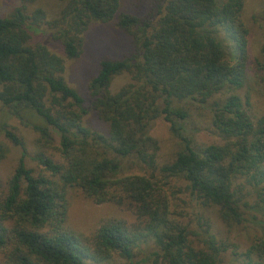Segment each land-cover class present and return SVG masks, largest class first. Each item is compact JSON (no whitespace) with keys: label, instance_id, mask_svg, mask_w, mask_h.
Instances as JSON below:
<instances>
[{"label":"trees","instance_id":"trees-1","mask_svg":"<svg viewBox=\"0 0 264 264\" xmlns=\"http://www.w3.org/2000/svg\"><path fill=\"white\" fill-rule=\"evenodd\" d=\"M34 1L0 12V104L56 152L28 153L0 120V158L2 137L19 147L0 189V264H85L87 257L116 264L114 254L121 264H264V110L249 109L244 0H149L142 14L118 11L120 0H62L49 16L30 8ZM113 16L132 50L100 59L84 103L63 78L64 59L81 52L89 21ZM259 48L254 68L264 82V38ZM122 72L128 80L110 90ZM193 104L209 112L221 142L194 143L186 122ZM27 109L42 122H30ZM90 109L107 130L84 123ZM158 117L179 141L161 163L150 133ZM72 186L97 203L125 206L133 219L108 216L84 240L64 224ZM192 202L214 207L226 233L238 225L256 233L241 247Z\"/></svg>","mask_w":264,"mask_h":264},{"label":"rangeland","instance_id":"rangeland-1","mask_svg":"<svg viewBox=\"0 0 264 264\" xmlns=\"http://www.w3.org/2000/svg\"><path fill=\"white\" fill-rule=\"evenodd\" d=\"M148 2L149 0H120L118 11L142 14L148 8ZM18 3L19 0H0V12H5ZM61 3L62 0H35L29 6L30 8L41 6L47 16H49L48 14L52 15ZM240 18L247 29V49L249 57L247 65L248 81L245 86L249 94V109L258 114L264 110V82L260 80L255 71L254 61L255 58H261L259 46L264 38V0H244ZM46 43L57 53H63L55 40H48ZM80 50L81 52L78 56L64 59L65 67L63 78L68 85L76 89L83 96L84 103H87L86 83L97 72L100 59L129 53L132 50L131 37L128 32L115 24V16L106 21L91 20L82 31ZM128 77L129 74L126 72L113 76L109 83V89L115 90L126 82ZM184 106L186 107V105ZM188 109L190 116L186 122L187 126L195 130H192L194 132L191 135L194 143L202 146L208 143L221 142V138L211 129L209 112L194 104L189 105ZM27 110L28 112L24 111L23 115L27 116L30 122H42L38 115H35L29 109ZM84 115L83 120L86 125L102 131L107 130V122L96 115L94 110L90 109ZM0 120L8 122L22 136L28 153H33L40 149H44L45 152L50 154L56 152L53 148L41 147L35 140L38 136L37 132L31 126L20 122L16 116L10 115L7 109L1 104ZM150 133L158 140L157 161L161 163L170 158L174 150L177 149L179 141L169 130L168 122L162 117L156 118L151 125ZM1 139L5 152L0 158V189H4L7 182L6 178L13 169L19 155V147L13 145L3 137ZM54 157H57V155H54ZM24 162L27 166L32 167L34 172H38L39 167L34 160L26 156ZM66 197L68 205L66 207L64 224L66 228L74 231L84 240L90 236L96 225L108 216L123 217L128 221L133 219L132 213L125 206L115 204L111 201L97 203L86 196L76 186L67 187ZM181 198H185L183 193H181ZM192 203V208L195 211H203L209 217L213 228L219 231L220 235L237 240L241 244V247L246 246L253 234L256 233L254 228L248 225L235 226L230 232L226 233L223 224L214 211V207L204 209L196 205L195 202ZM190 209L188 208V210ZM140 254L143 255L142 253ZM84 261L85 264H105L97 263L88 257ZM114 262L121 264L124 260L117 254H114Z\"/></svg>","mask_w":264,"mask_h":264}]
</instances>
